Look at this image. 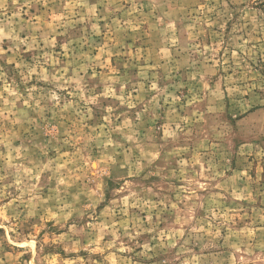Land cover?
<instances>
[{
    "label": "rangeland",
    "instance_id": "374dc122",
    "mask_svg": "<svg viewBox=\"0 0 264 264\" xmlns=\"http://www.w3.org/2000/svg\"><path fill=\"white\" fill-rule=\"evenodd\" d=\"M0 264H264V0H0Z\"/></svg>",
    "mask_w": 264,
    "mask_h": 264
}]
</instances>
